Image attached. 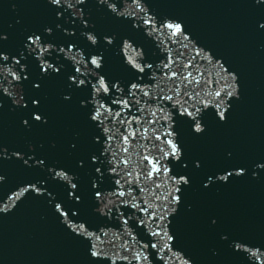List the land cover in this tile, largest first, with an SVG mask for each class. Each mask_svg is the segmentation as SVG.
I'll return each mask as SVG.
<instances>
[{
	"label": "water",
	"instance_id": "obj_1",
	"mask_svg": "<svg viewBox=\"0 0 264 264\" xmlns=\"http://www.w3.org/2000/svg\"><path fill=\"white\" fill-rule=\"evenodd\" d=\"M262 26L264 0H0V264H264Z\"/></svg>",
	"mask_w": 264,
	"mask_h": 264
},
{
	"label": "snow or ice",
	"instance_id": "obj_2",
	"mask_svg": "<svg viewBox=\"0 0 264 264\" xmlns=\"http://www.w3.org/2000/svg\"><path fill=\"white\" fill-rule=\"evenodd\" d=\"M51 2L54 3V4H58V3L60 2V0H51ZM262 27H264V26H262ZM176 31H177V32L180 31V28H179L178 26H177V28H176ZM173 75H175V73H173ZM37 86H38V85H37ZM217 94H219V93H217ZM32 102H33V104H35V105H38V104H39V102L36 101V100H33ZM221 117H223V113H221ZM41 119H42L41 115H39V114H35V113L32 114V120H34V121H41ZM44 122H45V121H44ZM24 124L27 126L28 121L25 120V121H24ZM197 130H199V129H197ZM176 151H177L176 146L173 145V147H172V153H171V154H172V155H175ZM17 155H19V154L17 153ZM25 163H27V161H25ZM41 163H43V161H41ZM196 166L199 167V164H197ZM237 171H238L239 173H241V174L243 173V169H242V168L238 169ZM231 175H232V172H228V173L226 174V176L224 177V179L226 180V179H227L229 176H231ZM179 182H182V183L185 184V185H187V184L189 183L187 177H185V176H181V177H180V180L178 181V183H179ZM73 187H75V185H73ZM205 187H207V185H205ZM179 191H180V189L177 188V192H179ZM77 198H78V197H77ZM174 199L177 200V201H179L180 197H179V196H176V197H174ZM93 255H95V253H93Z\"/></svg>",
	"mask_w": 264,
	"mask_h": 264
}]
</instances>
